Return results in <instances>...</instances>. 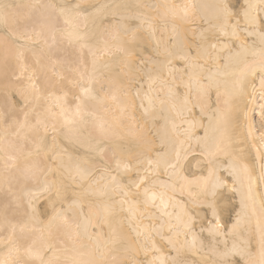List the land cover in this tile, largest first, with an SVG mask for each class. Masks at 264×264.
I'll return each instance as SVG.
<instances>
[{
    "label": "snow or ice",
    "instance_id": "6c2138e0",
    "mask_svg": "<svg viewBox=\"0 0 264 264\" xmlns=\"http://www.w3.org/2000/svg\"><path fill=\"white\" fill-rule=\"evenodd\" d=\"M258 185L264 0L0 2V264H264Z\"/></svg>",
    "mask_w": 264,
    "mask_h": 264
},
{
    "label": "bare ground",
    "instance_id": "6f19581e",
    "mask_svg": "<svg viewBox=\"0 0 264 264\" xmlns=\"http://www.w3.org/2000/svg\"><path fill=\"white\" fill-rule=\"evenodd\" d=\"M0 2L10 3V4H18V3H26V2H28V0H0ZM127 2H134V0H88V3H94V4H105V3L114 4V3H127ZM152 2L153 3L163 2V0H152ZM178 2L183 3L184 0H178ZM192 2L197 3V4H200V3H211L212 0H192ZM71 54H72L71 53V49H69L66 53H64V55H68V56H71ZM116 55L118 56L119 54H116ZM180 66L181 65L178 63L177 67H180ZM186 80H187V77H185V81ZM178 82H179V79H178ZM256 84H257V87H258V77H257V80H256ZM136 87H139V84H137ZM146 87H147V85L145 84V88ZM180 94H181V101H183L185 99V96H187V99H188L187 107H188V109H190V112L186 113L188 118L190 120H193V121L197 122L198 125L207 124V122H208V114L207 113H204V114L201 113V102L198 100V97H197L196 85L193 84L191 91H189L188 88L184 87V85L181 84L180 85ZM215 99H216L215 92L213 91V94H212V97H211V101H212L213 107L215 106ZM253 115H254L255 125L258 127L259 126V118H258V116H255V114H253ZM202 116H203V118H202ZM177 122L179 123V120ZM160 123L162 124L163 121L161 120ZM183 127L187 128L188 124L185 123L183 125ZM192 131H193L195 136H203V128L200 127V126H197V127L193 128ZM194 142L195 141H193V143ZM256 175H258V171H257ZM255 191L257 193H259V194H264V185H258L256 187ZM229 195L237 203V206H238L239 195L238 194H232V193H229ZM176 201L177 202L181 201V196H180L179 192H177ZM178 210L179 209L177 208V211ZM169 211H172V209L169 208ZM226 219H227V217H226ZM228 223L229 224L231 223L230 219H228Z\"/></svg>",
    "mask_w": 264,
    "mask_h": 264
}]
</instances>
